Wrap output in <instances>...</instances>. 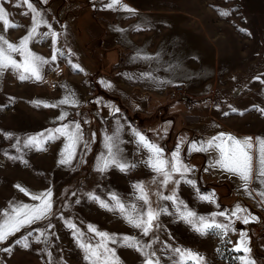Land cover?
<instances>
[{
    "label": "rangeland",
    "instance_id": "1",
    "mask_svg": "<svg viewBox=\"0 0 264 264\" xmlns=\"http://www.w3.org/2000/svg\"><path fill=\"white\" fill-rule=\"evenodd\" d=\"M17 2L0 0L10 22L19 25L5 32L0 22V33L9 42L18 44L32 21L31 12L23 5L16 7ZM109 2L33 0L52 25L51 29L41 26L38 31H55L60 35L58 42L50 35L38 37L29 44V49L50 59L55 46L64 55L58 54L55 64L45 66L40 81H21L11 68L0 73V210L18 204H37L31 193L46 190L53 193L51 215L21 228L0 243V264H90L79 245L88 242L95 245L100 238L87 230L88 225L115 238L116 242L107 246L114 250L119 264H144L140 252L122 245L123 236L145 242L158 237L153 247L158 250L161 264H175L177 259L165 249V244L199 253L206 264H240L234 258L245 254L232 248L241 230L247 233L249 241L247 256L255 264H264V199L259 195L264 186H258L255 179V142L257 138L264 139V114L258 110L264 109V0H121L133 12L119 6L106 9ZM24 12L28 15H23ZM222 12L228 15H221ZM127 22L130 23L124 27L126 36L143 39L141 45L128 42L139 57L136 72L143 87L112 86L110 90L106 87L109 78L105 76L112 68L113 59L108 51L94 46L103 43L102 33H117ZM112 39L113 36L102 46H108ZM12 55L21 60L19 54ZM103 63L100 68L98 64ZM112 75L110 78L114 80ZM177 79L189 80L191 84L205 83L203 90L193 92L199 98L192 105L179 104L183 99L170 98V86ZM151 86L166 93V103L155 100ZM131 91L151 102L144 99L142 104L127 105L125 99H129ZM66 96L74 98L77 105L45 107L43 103L39 106L33 103L57 104ZM174 104L179 106L171 108ZM63 113L67 115L61 121L58 118ZM134 113L139 115L135 121L129 118ZM73 122L81 125L82 142L71 165L58 163L68 143L64 137L40 145L43 150L25 146L29 137L47 135L48 130ZM133 130L162 147L167 156L179 148L181 159L192 169L188 179L196 181L199 193L214 194V203L202 201L196 189L181 182L176 191L188 208L209 216L228 212L239 204L257 219L247 224L236 220L233 225L236 230L229 231L222 239L218 235H200L175 215H161L159 229L145 237L118 212L106 210L90 199L92 194L112 203L110 198L115 194L126 203L140 207L142 202L135 200L133 186L143 181L153 207L165 205L169 211L175 210L170 201H161L156 196L158 191L169 195L175 185L161 189L152 183L154 173L143 163L148 153L137 144ZM113 133L119 136L123 157L136 164L128 172L115 167L105 172L97 170L101 156L106 155L105 136ZM222 133L253 140V179L247 190L237 176L215 166L219 158L217 151L214 150V156L208 150L191 149L192 143L207 148V142ZM4 219L0 214V225ZM216 220L229 222L220 216ZM66 221L75 223L83 236L78 239ZM40 232L44 235L37 242ZM25 236L28 247L22 246ZM18 239L21 243H14ZM5 248L11 250L4 251Z\"/></svg>",
    "mask_w": 264,
    "mask_h": 264
},
{
    "label": "snow or ice",
    "instance_id": "2",
    "mask_svg": "<svg viewBox=\"0 0 264 264\" xmlns=\"http://www.w3.org/2000/svg\"><path fill=\"white\" fill-rule=\"evenodd\" d=\"M39 2L46 3L47 0H39ZM22 5L31 12L32 22L27 29L26 35L20 39L18 44L9 42L5 36L0 33V73L11 68L18 74V79L21 81L29 79L40 81L44 78L43 70L45 66L55 64L58 54L62 56L64 52L60 48L54 46L53 55L50 59H47L32 52L29 49V44L38 37L43 38L49 35L54 42H58L60 34L55 31L39 32L38 29L41 26L51 29L52 25L44 18L43 12L34 6L33 0H18L15 6L21 7ZM117 6L129 12L134 11L122 4L121 0H110V2L105 5V8L115 9ZM23 15H28V12H24ZM221 15H228V13L222 12ZM0 22L3 23L5 32L9 27H19V25L10 22L9 14L2 4H0ZM14 53L21 56L20 61L13 58L12 54ZM69 55H71V52H69ZM72 67L77 71H83L78 65H72ZM257 79H259V77H257ZM70 95L71 93H69V96ZM33 103L37 106L43 103L45 107H57L61 104L77 105L76 100L74 98L69 99L68 96L62 98L57 104H47L41 101H34ZM258 110L261 114H264V109ZM115 111L118 112L119 109H115ZM233 111L236 110L233 109ZM66 115L67 113H63L58 119L63 121ZM133 132L137 138V144L148 153L147 159L144 160L143 163L154 173L152 183L158 184L161 189L167 188L169 184L175 185L169 195H164L162 191L156 193L159 200L170 201L175 210L169 211V208L165 205L153 207L149 197L148 186L145 185L143 181L137 182L133 186L135 190V200L142 202L140 207H138L136 203H126L115 194L110 198L112 203L101 200L98 196L92 194H89L90 199L98 201L106 210L118 212L127 223L139 229L145 237L154 234L156 230L159 229L161 215H175L180 221L189 225L200 235H218L222 239L228 235L229 231L236 230L233 227L236 220H239L243 224H247L257 219L239 204L228 212L221 211L209 216L199 215L194 210L188 208L184 201L179 198L176 191V188H178L181 182L187 183L196 189L198 199L202 201L214 203V194L204 195L199 193V189L196 188V181L188 179V175L192 172V169L181 159L179 148L173 152L171 156H167L162 147L150 141L144 134L135 130H133ZM60 137L66 138L68 143L65 144L64 149L61 151L58 163L61 165H71L76 155V149L82 142V128L79 123L73 122L71 124H63L60 127L48 130L47 135L41 133L38 136L29 137L25 146L36 147L37 150H43L39 147L40 145L46 144L49 141H54ZM119 143V136L116 133L105 136L106 155L101 156L97 165L98 171L105 172L115 167L121 172H128L136 167V164L128 162L123 157ZM255 146V179L258 186H264V139L257 138ZM253 147L254 145L251 137L238 139L231 134L223 133L208 141L207 148L203 145L198 147L197 143L191 144V149L193 151H206L208 149L217 151L219 153L217 165L224 171L242 180L245 190L248 189L249 183L253 179ZM176 177L179 178L176 179ZM20 190L27 192V190L23 188ZM248 194L250 196L252 195L251 192ZM259 195L264 199V191H260ZM52 196L53 193L51 190L31 193V199L33 201H38L37 204H18L14 205L9 210H0V214L5 217L3 224L0 225V243L6 241L8 236L14 235L16 232L20 231L21 228L30 226L51 215L53 207ZM18 209H22L23 211H18ZM217 216L224 217L229 222H217ZM66 226L74 230V235H76L78 239L83 236V233L77 228L75 223L66 221ZM87 230L100 239L95 245L91 242L81 243L79 245L86 253L85 259L89 260L90 264H119L118 258L115 257L114 250L107 246L108 243L116 242L115 238L111 234L100 231L92 225H88ZM29 235H31V233H29ZM43 235V232L39 233L37 242H39V237ZM246 236L247 233L241 230L240 238L232 248V251L244 253L245 255L237 256L234 259L238 260L240 264H255V261L247 256L250 252V248ZM23 240L24 243L22 246L28 247L27 236L23 237ZM14 243L20 244L21 241L18 239ZM121 243L123 246L133 248L140 252L144 258V264H161V258L157 255L158 250L153 247L158 243V237H154L145 242L143 240H138L136 237L123 236L121 237ZM164 247L177 257L175 264H206L205 258L200 256L199 253H194L191 250L181 249L179 247L172 248L171 245L167 244H165ZM3 250L10 251L11 249L5 248ZM171 258L172 257H169V259Z\"/></svg>",
    "mask_w": 264,
    "mask_h": 264
},
{
    "label": "crops",
    "instance_id": "3",
    "mask_svg": "<svg viewBox=\"0 0 264 264\" xmlns=\"http://www.w3.org/2000/svg\"><path fill=\"white\" fill-rule=\"evenodd\" d=\"M129 23L130 22L125 23L122 27L123 29L117 31V33H113V34L102 33L103 34V37H102L103 43H104V41H108L110 39V37L113 36V39H112V41H110L108 46L103 47L102 46L103 43L99 44L100 42L96 46H94L92 44L94 47H96L98 49H103L106 52L108 51L107 52L108 56H111L113 59V61L110 62L112 68L109 71H106V76H105V77L109 78V81L106 80L107 81L106 85H110V88L108 86H106V87L110 90H111L112 86L121 87V88L124 87L127 89L135 88V87H143V84L141 82L142 78H139V75H137V72H136V70L138 69V66L140 64L139 57H136L135 49L133 48L132 45L130 46L128 43L129 41H131V42H134L136 44L141 45V42L143 41V39H136L131 34L129 36H126V35H128V33H127L126 28H124V27H127L129 25ZM91 38H94V37L92 36ZM96 41L97 40H95L94 42H96ZM120 59H121V63L119 65L118 62ZM104 64L105 63H103L102 65L101 64H98V65L101 68L102 66H104ZM110 74H113L112 77H114V80H112L110 78L111 77ZM152 79H150V81ZM177 84H183V85L185 84V87L187 89V95L182 98L183 100L180 101L179 104H181V103L186 104L187 103L189 106H190V104L192 105V103H194L195 99L199 98L198 94H193V92L194 93L200 92V90H203V88L205 86V83H202V82L191 84L189 80L177 79V80H175V82L170 87H173ZM191 88H193L192 92H191ZM157 89H155L153 86H151V91H152V93H154L153 96H155V100L158 102L160 100L161 102L166 103V100L168 99V97L166 99V93L164 94V92H158L159 90H157ZM189 89H190L191 93L189 92ZM110 90H108L109 91L108 93H110ZM145 90H147V89H145ZM128 96H129V99L128 98L125 99V103L126 104L128 103L127 105H129V104L134 105V103H135V105L142 104V100L145 99L144 97H140V96L136 95L132 91L128 93ZM145 100L147 102H151V100L150 101H148L147 99H145ZM175 105L176 104L171 105L172 106L171 108H175ZM176 106L178 107L179 105H176ZM213 106L215 107L214 104H213ZM129 109H130V107L126 108V111L128 112ZM136 110L138 111L139 109L137 108ZM174 110L175 109H173V111ZM134 114L138 115V113H134ZM168 115L171 116V114H168ZM129 116H131V115H129ZM209 151L211 153L213 152L212 155L216 156L214 150L208 149V152ZM215 166H218V165L215 164Z\"/></svg>",
    "mask_w": 264,
    "mask_h": 264
},
{
    "label": "built area",
    "instance_id": "4",
    "mask_svg": "<svg viewBox=\"0 0 264 264\" xmlns=\"http://www.w3.org/2000/svg\"><path fill=\"white\" fill-rule=\"evenodd\" d=\"M169 95L171 99H182L187 95V89L185 85L177 84L169 89Z\"/></svg>",
    "mask_w": 264,
    "mask_h": 264
},
{
    "label": "water",
    "instance_id": "5",
    "mask_svg": "<svg viewBox=\"0 0 264 264\" xmlns=\"http://www.w3.org/2000/svg\"><path fill=\"white\" fill-rule=\"evenodd\" d=\"M129 118L135 121L138 118V115L134 114L132 116H129Z\"/></svg>",
    "mask_w": 264,
    "mask_h": 264
},
{
    "label": "trees",
    "instance_id": "6",
    "mask_svg": "<svg viewBox=\"0 0 264 264\" xmlns=\"http://www.w3.org/2000/svg\"><path fill=\"white\" fill-rule=\"evenodd\" d=\"M93 96V95H92Z\"/></svg>",
    "mask_w": 264,
    "mask_h": 264
}]
</instances>
